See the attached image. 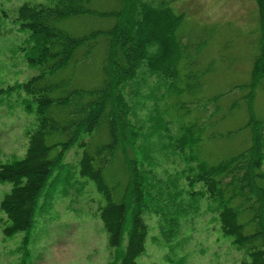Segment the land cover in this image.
Listing matches in <instances>:
<instances>
[{"label":"rangeland","instance_id":"obj_1","mask_svg":"<svg viewBox=\"0 0 264 264\" xmlns=\"http://www.w3.org/2000/svg\"><path fill=\"white\" fill-rule=\"evenodd\" d=\"M55 1L0 0V163L24 156L26 134L36 126L34 113L23 108L26 95L6 90L38 73L23 56L27 33L16 20L17 8L24 2ZM161 1L181 16L175 31L182 54L176 62L179 76L142 70L138 85L121 88L130 106V121L139 132L141 153L136 158L154 175L149 208L143 214L148 228L145 250L136 264H239L246 257L245 249L223 234L216 204L206 194L200 195L204 192L201 183L190 189L186 177L198 172V163L214 165L251 145L246 102L260 38L257 4L255 0L154 2ZM119 6L118 0H90L87 7L91 12L66 18L60 26L73 35L110 28L114 18L99 13ZM197 46L201 48L197 50ZM105 48L104 36L97 37L86 60L77 57L83 53L78 48L69 67L58 77H68L76 88L98 87L103 79ZM75 58L80 61L74 62ZM251 100L255 118L264 121V79L257 84ZM189 127L198 138L191 151L175 144ZM98 135L92 144L105 140L104 133ZM83 138L88 140L89 136ZM81 150L78 143L68 150L63 166L49 180L25 258L20 250L23 234L3 236L7 223L0 210V264H107L110 260L112 250L97 215L105 201L93 181L79 175ZM132 153L130 149V157ZM120 161L117 156L109 171L117 173L118 178L122 173ZM259 183L264 185V178L257 180ZM10 187L9 182L0 183V200ZM193 191L198 194L188 193ZM239 200L241 197L234 203ZM249 216L242 211L240 220L246 221ZM253 229L251 224L244 232Z\"/></svg>","mask_w":264,"mask_h":264},{"label":"trees","instance_id":"obj_2","mask_svg":"<svg viewBox=\"0 0 264 264\" xmlns=\"http://www.w3.org/2000/svg\"><path fill=\"white\" fill-rule=\"evenodd\" d=\"M89 1L24 2L17 8L16 20L27 33L23 56L38 73L6 90L26 95L23 108L34 113L36 126L26 134L24 156L0 163V183L11 184L0 200L7 223L2 233L12 237L21 232L22 258L28 255L44 190L63 166L65 153L78 143L82 148L79 175L93 181L105 201L97 215L112 250L107 264H136L145 250L148 228L143 214L149 208L154 175L136 158L141 153L137 145L139 132L130 121V106L121 88L138 85L142 70L179 76L176 62L182 54L175 31L181 16L162 1L155 4L156 0H118V9L99 13L114 18L110 28L73 35L60 26L66 18L91 12ZM255 2L260 38L246 102L251 145L214 165L198 163V172L186 177L190 189L201 183L204 192L200 195L206 194L216 204L221 231L232 237L235 246L245 249L246 257L239 264H264V185L257 184L264 178V121L256 119L251 109L254 89L264 79V0ZM99 36L106 38L101 84L90 89L76 88L68 77H58L69 67L78 48L83 53L77 57L86 60ZM200 48L197 46V50ZM79 61L75 58L74 62ZM101 133L105 140L92 144L93 137ZM194 134L192 128H186L175 144L191 151L198 143ZM86 135L88 140L83 138ZM130 149L133 157L129 156ZM117 156L121 157L119 178L117 173L109 172ZM242 211L250 214L243 222ZM251 224L254 229L245 233V227Z\"/></svg>","mask_w":264,"mask_h":264}]
</instances>
